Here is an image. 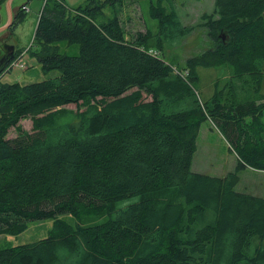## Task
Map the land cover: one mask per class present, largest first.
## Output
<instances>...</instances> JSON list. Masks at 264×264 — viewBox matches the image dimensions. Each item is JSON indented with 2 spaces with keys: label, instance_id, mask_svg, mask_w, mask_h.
Listing matches in <instances>:
<instances>
[{
  "label": "trees",
  "instance_id": "16d2710c",
  "mask_svg": "<svg viewBox=\"0 0 264 264\" xmlns=\"http://www.w3.org/2000/svg\"><path fill=\"white\" fill-rule=\"evenodd\" d=\"M120 1L44 0L32 43L41 68L60 74L0 82V235L52 220L46 237L1 248L0 264H264V197L235 190L239 170L264 171V0H214L201 18L216 46L186 71L156 47L191 27L171 10L146 35L156 46L128 42L116 14L104 17ZM62 42L78 54H61ZM225 61L251 76L249 89L238 96L229 83L203 99L196 69ZM206 120L236 154L224 176L191 169Z\"/></svg>",
  "mask_w": 264,
  "mask_h": 264
},
{
  "label": "rangeland",
  "instance_id": "374dc122",
  "mask_svg": "<svg viewBox=\"0 0 264 264\" xmlns=\"http://www.w3.org/2000/svg\"><path fill=\"white\" fill-rule=\"evenodd\" d=\"M7 1L5 0L4 3ZM21 2H25L24 5L27 7L23 21L12 30L9 26L0 31V56L7 50V46H12V56L15 58L21 55L24 68L11 67L10 70L2 71L0 75L1 83L18 82L24 85L53 78L60 74L58 69L43 70L41 68L35 55V52H40V45L37 42L32 43L44 0H13L12 6H20L19 3ZM64 2L69 7H76L82 4L84 0H64ZM9 5L10 17L14 18L16 12L11 11V2H9ZM213 9L214 0H121L113 6H107L104 9V17L108 18L114 13L116 14L126 41L140 42L139 38H141L147 45L156 46L155 39L151 40L146 35L149 33L156 34L159 19L173 10L181 24L191 27V30L173 41H171V38L168 41L161 40L160 47L156 48L160 50L166 62L173 65L175 71H186L187 60L190 57L216 46L213 36L209 34V30L203 25V19L201 18L204 13H212ZM6 20L7 15L3 11L0 13V27L7 23ZM219 36L223 41L227 39L224 32L220 33ZM58 49L61 54H78V45L69 46L62 42L59 43ZM187 74L190 75V73ZM194 76L197 77L196 85L199 88L200 95L207 101L221 91L226 93L229 83L235 85V93L239 96V94H243V90H240L241 87L249 89L247 84L243 86V80L251 82V76L248 73L235 71L226 61L214 67H198ZM145 97L149 98V96ZM65 107L73 110L76 108L74 104H68ZM20 125L30 131L31 118L22 119ZM14 134L15 131L11 129L9 136ZM196 145L197 148L193 154L191 165L193 171L211 176H224L237 165L236 154L230 149L225 134L213 125L211 120H206L201 124L196 138ZM238 176L235 190L264 197V171L246 167L238 171ZM105 217V215H83V222H96ZM61 218L70 224L74 222L73 218L69 216H62ZM51 226V219L33 221L29 223L25 231L18 235H0V249L31 243L44 238L48 235Z\"/></svg>",
  "mask_w": 264,
  "mask_h": 264
},
{
  "label": "crops",
  "instance_id": "0c3cea01",
  "mask_svg": "<svg viewBox=\"0 0 264 264\" xmlns=\"http://www.w3.org/2000/svg\"><path fill=\"white\" fill-rule=\"evenodd\" d=\"M9 2H11V11L13 10V11H15L16 13L18 12V10H19V8H20V6H22V5H24L25 4V2H21V3H19L20 4V6H16V7H14V6H12V2H13V0H9ZM9 2L7 1L6 3H4L2 6H0V13H2L3 11L6 13V15H7V20H6V22H8V20H9V18H10V14H9ZM18 4V5H19ZM27 8V7H26ZM13 13V12H12ZM12 58H13V56H12ZM12 58H10V60L12 59ZM10 60L7 62V63H9L10 62ZM5 70H10V69H5ZM5 70H3V71H5Z\"/></svg>",
  "mask_w": 264,
  "mask_h": 264
},
{
  "label": "built area",
  "instance_id": "2783aa9c",
  "mask_svg": "<svg viewBox=\"0 0 264 264\" xmlns=\"http://www.w3.org/2000/svg\"><path fill=\"white\" fill-rule=\"evenodd\" d=\"M26 10H27V8H26ZM149 52H150L151 54H153L154 56L159 55L158 51H156V50H150ZM20 56H21V55H20ZM20 56H19V57L12 58V59L10 60V62L8 63L6 69H10L11 67L24 68V63L22 62Z\"/></svg>",
  "mask_w": 264,
  "mask_h": 264
},
{
  "label": "flooded vegetation",
  "instance_id": "af4514ba",
  "mask_svg": "<svg viewBox=\"0 0 264 264\" xmlns=\"http://www.w3.org/2000/svg\"><path fill=\"white\" fill-rule=\"evenodd\" d=\"M11 49L9 48V46H7V50L4 52V54H2L0 56V68L4 67L7 62L10 60V57H11Z\"/></svg>",
  "mask_w": 264,
  "mask_h": 264
},
{
  "label": "water",
  "instance_id": "95a60500",
  "mask_svg": "<svg viewBox=\"0 0 264 264\" xmlns=\"http://www.w3.org/2000/svg\"><path fill=\"white\" fill-rule=\"evenodd\" d=\"M8 2H9V0H8ZM12 18L13 17H10L8 22L4 26L0 27V31L6 29L7 27H9L11 25ZM9 48L12 50V46H9ZM10 54H11V52H10ZM10 58H12V54H11Z\"/></svg>",
  "mask_w": 264,
  "mask_h": 264
}]
</instances>
